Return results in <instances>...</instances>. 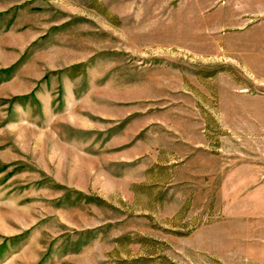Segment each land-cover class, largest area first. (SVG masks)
<instances>
[{
  "label": "rangeland",
  "instance_id": "374dc122",
  "mask_svg": "<svg viewBox=\"0 0 264 264\" xmlns=\"http://www.w3.org/2000/svg\"><path fill=\"white\" fill-rule=\"evenodd\" d=\"M0 264H264V0H0Z\"/></svg>",
  "mask_w": 264,
  "mask_h": 264
}]
</instances>
